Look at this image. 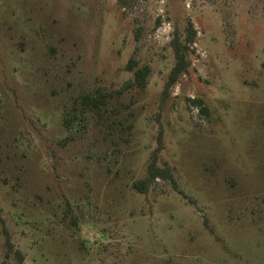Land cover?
I'll use <instances>...</instances> for the list:
<instances>
[{
    "label": "rangeland",
    "instance_id": "obj_1",
    "mask_svg": "<svg viewBox=\"0 0 264 264\" xmlns=\"http://www.w3.org/2000/svg\"><path fill=\"white\" fill-rule=\"evenodd\" d=\"M189 25L187 72L164 97ZM130 59L149 68L142 90ZM159 136L174 185L142 195ZM16 252L264 264V0H0V264Z\"/></svg>",
    "mask_w": 264,
    "mask_h": 264
},
{
    "label": "trees",
    "instance_id": "obj_2",
    "mask_svg": "<svg viewBox=\"0 0 264 264\" xmlns=\"http://www.w3.org/2000/svg\"><path fill=\"white\" fill-rule=\"evenodd\" d=\"M194 31L192 30V26L189 25L186 28V37L184 39V43L180 42L178 37L175 36L171 42L170 45L174 52V65L170 70V73L168 75L167 81L165 82V89H164V97L167 96V90L168 88L173 85L178 77L187 72V66L188 61L185 58V51L187 50V44L193 43L194 41ZM125 69L127 71L132 72V80L127 83L128 87L137 88L139 90H142L146 87L147 82L146 78L149 74V68L147 66H138L135 61L130 59L128 63L126 64ZM85 100L89 101L88 97L85 98ZM193 103L197 105H202V102L200 100H194ZM89 103V102H88ZM103 104V97H100L99 99H96L92 101V106L95 108H98L99 105ZM201 112L204 114L207 113V110L205 107H201ZM158 145L155 150L150 155L149 163L146 166V174L143 178L133 182L132 188L134 191H136L139 194L145 195L147 194L148 190L150 189L151 185L154 183L156 179H162V180H169L174 185V180L172 177L171 170L165 166V167H159L157 165V156L160 150L162 149L161 144V138L160 136L157 138ZM182 194V193H181ZM2 234L4 236L5 245L7 248L6 256L12 251V247L9 242V237L6 232V230H2ZM18 257L19 264H22V256L19 252L15 253Z\"/></svg>",
    "mask_w": 264,
    "mask_h": 264
},
{
    "label": "built area",
    "instance_id": "obj_3",
    "mask_svg": "<svg viewBox=\"0 0 264 264\" xmlns=\"http://www.w3.org/2000/svg\"><path fill=\"white\" fill-rule=\"evenodd\" d=\"M174 96H177V93L176 94L174 93ZM189 98L191 99V103L189 105L190 114L192 115L193 118L196 119V121L199 124H203L205 118L202 115L203 113L201 112V106L192 102V101H194V97L193 96H191Z\"/></svg>",
    "mask_w": 264,
    "mask_h": 264
}]
</instances>
